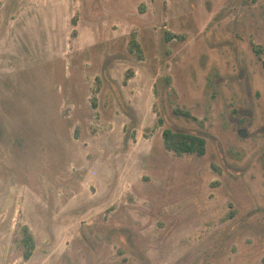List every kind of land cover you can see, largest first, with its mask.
<instances>
[{
	"label": "rangeland",
	"instance_id": "374dc122",
	"mask_svg": "<svg viewBox=\"0 0 264 264\" xmlns=\"http://www.w3.org/2000/svg\"><path fill=\"white\" fill-rule=\"evenodd\" d=\"M263 62L264 0H0V264H264Z\"/></svg>",
	"mask_w": 264,
	"mask_h": 264
},
{
	"label": "trees",
	"instance_id": "16d2710c",
	"mask_svg": "<svg viewBox=\"0 0 264 264\" xmlns=\"http://www.w3.org/2000/svg\"><path fill=\"white\" fill-rule=\"evenodd\" d=\"M129 50L136 54L137 57L142 58L143 52L140 43L136 38V33L131 32L128 42ZM254 50L260 52L262 47L260 45H254ZM264 65V62H263ZM179 114L190 115L187 111L175 110ZM159 122L162 119L159 117ZM163 144L166 149L173 151L177 155H183L185 153H194L196 155H202L206 150L205 138L201 135L173 130L166 127L162 130ZM22 237L18 239L23 246V258L28 259L34 250V237L27 225L21 226Z\"/></svg>",
	"mask_w": 264,
	"mask_h": 264
}]
</instances>
